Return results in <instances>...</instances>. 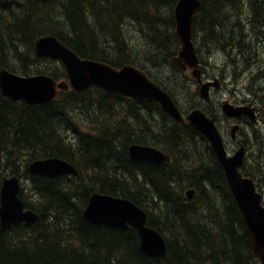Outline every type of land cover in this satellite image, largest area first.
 Returning a JSON list of instances; mask_svg holds the SVG:
<instances>
[{"label": "trees", "instance_id": "1", "mask_svg": "<svg viewBox=\"0 0 264 264\" xmlns=\"http://www.w3.org/2000/svg\"><path fill=\"white\" fill-rule=\"evenodd\" d=\"M176 2L0 0V69L64 79L58 63L33 54L35 40L52 35L81 58L116 68L133 65L172 95L150 71L168 68L178 50ZM201 2L193 28L200 61L201 52L223 50L243 66L258 63L263 77L264 0ZM41 60L48 67L38 66ZM184 91L199 104L197 92ZM252 92L261 95L256 102L264 118V83L246 96ZM131 144L156 147L171 161H133L127 152ZM258 145L264 147V134ZM46 158L72 164L79 177L48 179L27 172L30 161ZM262 160L241 169L257 187ZM14 175L21 179L20 199L38 220L0 232V264H260L208 141L192 126L173 122L158 104L97 89L60 91L54 103L36 106L0 94V186ZM188 189L195 191L191 200ZM95 192L143 209L149 226L166 241V257L146 256L132 228L86 223L81 214Z\"/></svg>", "mask_w": 264, "mask_h": 264}, {"label": "water", "instance_id": "2", "mask_svg": "<svg viewBox=\"0 0 264 264\" xmlns=\"http://www.w3.org/2000/svg\"><path fill=\"white\" fill-rule=\"evenodd\" d=\"M201 0H177L173 8L175 37L180 44L177 55L169 61L180 71L192 70V76L199 84V97L210 103L209 88H220L218 79L203 83L192 32L195 16L201 11ZM37 58L57 61L63 69L65 79L57 82L48 75L21 76L6 69H0V94L12 102H22L29 106L49 105L56 101L58 91L84 93L89 89H99L107 94L122 96L139 102H153L160 105L176 123L190 124L204 135L210 143L218 165L223 172L238 211L241 214L248 237L250 250L260 264H264V206L262 196L257 191L253 179L241 174L245 150L241 147L229 156L214 120L201 110H192L183 118L178 107L168 93L152 82L146 74L132 65L116 68L107 63L84 59L66 44L52 35L38 37L33 45ZM226 117H238L245 113L254 116L247 108H233L222 105ZM187 121V123H186ZM236 128L232 130L235 131ZM133 161L161 164L170 161V155L147 145L132 144L127 149ZM27 171L55 179L64 175L78 177V172L70 163L58 158L37 159L28 163ZM20 179L17 176L4 178L0 187V232L13 226H32L38 220L35 212L26 210L19 198ZM195 191L190 189L186 196L191 200ZM82 219L93 226H105L115 230L135 229L139 237L141 251L150 258H165V239L148 225V215L137 205L123 198L107 194L93 193L82 211Z\"/></svg>", "mask_w": 264, "mask_h": 264}, {"label": "rangeland", "instance_id": "3", "mask_svg": "<svg viewBox=\"0 0 264 264\" xmlns=\"http://www.w3.org/2000/svg\"><path fill=\"white\" fill-rule=\"evenodd\" d=\"M126 31H128L127 36H129V38L135 39L136 35L132 33V29H126ZM195 44H197L196 39ZM201 54L202 60H204L202 63V68L203 71H205L206 76L209 77L216 75L223 85L221 91H213L212 93V97L215 102L221 101L222 99L223 101L227 100L232 102L234 99L241 97L244 100H247L248 98L249 100L252 99L254 102H256L258 97H261V95L254 94L253 92L251 96L248 95L246 97L247 94H250L249 90H255L256 87L264 83V76L262 77V70L260 69L258 63L247 67L243 66V64L238 62V59H234V57L231 55L228 56L225 51L218 49L211 50L210 53H207L206 51L203 53L201 52ZM259 58L261 59V56H259ZM37 65L41 67H48V62L46 60H41L37 62ZM52 66H54V64H52ZM150 72L153 78H156L158 81H160L169 89L172 94H174L175 99L184 111H190L191 108L196 106L197 100L195 98L191 99L190 95L184 91V88H187V86L189 89H187L188 92L196 90V83L192 80L190 72L177 73L174 72L170 67H164L161 69V71L151 70ZM260 110L261 108L258 110L259 117L261 116ZM263 119L264 118L261 116V119L257 124L258 128H254L255 131L253 130V127L251 128L245 126L244 128V131L246 132L244 139L249 148L245 165L247 170L249 165L253 164L256 159H264V147L263 145H258V143L261 142V135L264 134ZM219 128L224 134L225 131H222L220 126ZM262 162L264 163V160H262ZM256 175L261 177V179H259L261 181L258 183V191L262 195L264 204V173L261 175L256 173L255 176Z\"/></svg>", "mask_w": 264, "mask_h": 264}, {"label": "flooded vegetation", "instance_id": "4", "mask_svg": "<svg viewBox=\"0 0 264 264\" xmlns=\"http://www.w3.org/2000/svg\"><path fill=\"white\" fill-rule=\"evenodd\" d=\"M214 77L211 76V78L208 79H213ZM213 93V89H211V94ZM242 93V92H241ZM223 101V99L221 101H214L212 100L211 105L209 106L211 108V110L215 111L216 117V123L218 126H220L221 128H224V135H225V139L226 142L228 143V146L230 147V152H234L236 149H238L240 146H244L246 149V156L248 155V146L245 142L244 136H245V126L248 125L250 122V119L245 116L242 115L239 119L237 120H227V119H222V114H221V110H220V104ZM227 101V100H225ZM230 105H232L233 107L236 108H244L246 106H252L253 107V102L249 101V100H244L241 98L238 99H234L232 102L231 101H227ZM255 110H257L256 107H253ZM233 126H238L239 129L236 130L234 132V134H232L231 132H228V128H231Z\"/></svg>", "mask_w": 264, "mask_h": 264}]
</instances>
